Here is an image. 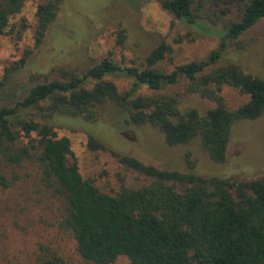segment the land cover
Wrapping results in <instances>:
<instances>
[{
	"label": "trees",
	"instance_id": "16d2710c",
	"mask_svg": "<svg viewBox=\"0 0 264 264\" xmlns=\"http://www.w3.org/2000/svg\"><path fill=\"white\" fill-rule=\"evenodd\" d=\"M63 1L36 4L35 47ZM145 1L157 2L200 34L216 36L217 47L203 60L176 65L169 72L158 68L170 54L164 44L140 67L121 66L105 57L89 68L60 71V78H46L7 101L0 106V188L8 189L17 181L15 169L22 163L34 165L62 207V224L75 241L81 264H113L119 258L130 264H264V178L236 182L201 177L115 155L121 166L147 182L129 188L121 179L119 191L107 194L92 178L82 177L69 139L58 136L49 124L56 114L93 121L94 109L111 103L126 113L128 124L157 128L170 146L199 138L208 158L222 164L234 123L256 120L264 113V80L245 74L235 64L217 66L229 41L238 40L264 21V0H237L235 20L227 19V9L211 7L213 0ZM24 2L0 0V36L16 31L10 20ZM26 28L22 24L17 37ZM237 46L243 48L244 43ZM30 53L25 51L6 69L0 89ZM110 77L130 79L132 84L119 92ZM181 80H185L184 95H197L213 102L214 107L204 115L195 109L180 112L183 95L161 91L181 84ZM225 87L246 95L247 102L228 109L222 97ZM87 148L91 152L106 150L92 136ZM186 163L192 167L189 155ZM37 264H61V260L52 256Z\"/></svg>",
	"mask_w": 264,
	"mask_h": 264
},
{
	"label": "rangeland",
	"instance_id": "374dc122",
	"mask_svg": "<svg viewBox=\"0 0 264 264\" xmlns=\"http://www.w3.org/2000/svg\"><path fill=\"white\" fill-rule=\"evenodd\" d=\"M44 0H25L21 11L10 20L17 32L0 36V79L31 51L24 65L9 75L0 89V106L20 97L33 85L61 77L60 71L89 68L107 57L121 66H144V59L159 45L169 48L161 70L203 60L218 45L214 35L198 33L184 21L162 10L155 1L145 0H64L49 25L42 42L34 46V11ZM237 0H213L211 7L227 9L229 20L237 16ZM201 23L208 25L205 21ZM220 30L221 28H215ZM244 43V47L237 43ZM171 59L172 61H169ZM237 65L245 74L264 80V21H260L238 40L229 41L217 66ZM36 77V78H34ZM119 92L127 91L132 80L110 77ZM165 87L162 93L183 95L180 112L195 109L204 115L214 103L197 95H184L183 83ZM142 93H148L142 91ZM222 97L228 109L246 103L248 97L225 87ZM93 121L56 114L49 121L58 136L71 144L79 172L92 178L95 186L107 194H116L121 179L126 187L138 188L147 181L124 168L115 155H127L166 171L193 173L236 182L264 178V113L256 120H239L231 128L222 164H215L204 151L200 139L170 146L163 134L149 124L126 122V113L105 103L95 109ZM89 136L106 150L91 152ZM27 141V139H23ZM192 163L189 168L186 157ZM18 179L8 189L0 188V264H37L42 258L57 256L61 264H81L75 241L62 224V207L44 186L40 172L29 162L15 169ZM9 174V173H8ZM113 264H130L119 258Z\"/></svg>",
	"mask_w": 264,
	"mask_h": 264
}]
</instances>
